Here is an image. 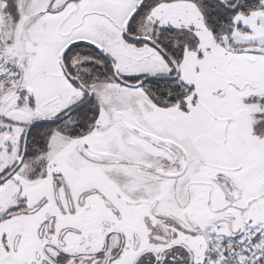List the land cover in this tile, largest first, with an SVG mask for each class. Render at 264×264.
Segmentation results:
<instances>
[{
  "label": "snow or ice",
  "instance_id": "1",
  "mask_svg": "<svg viewBox=\"0 0 264 264\" xmlns=\"http://www.w3.org/2000/svg\"><path fill=\"white\" fill-rule=\"evenodd\" d=\"M0 264H264V0H0Z\"/></svg>",
  "mask_w": 264,
  "mask_h": 264
}]
</instances>
